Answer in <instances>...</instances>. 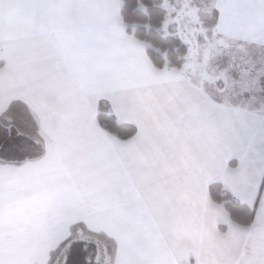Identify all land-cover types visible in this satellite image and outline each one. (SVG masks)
I'll return each mask as SVG.
<instances>
[{
	"label": "snow or ice",
	"instance_id": "1",
	"mask_svg": "<svg viewBox=\"0 0 264 264\" xmlns=\"http://www.w3.org/2000/svg\"><path fill=\"white\" fill-rule=\"evenodd\" d=\"M121 3L0 0V264H264V0H163L162 69Z\"/></svg>",
	"mask_w": 264,
	"mask_h": 264
},
{
	"label": "trees",
	"instance_id": "2",
	"mask_svg": "<svg viewBox=\"0 0 264 264\" xmlns=\"http://www.w3.org/2000/svg\"><path fill=\"white\" fill-rule=\"evenodd\" d=\"M141 3L145 7H141ZM146 9V10H145ZM166 15L161 0H123L121 17L127 31L138 40L147 42V54L157 68L169 66L181 67L188 51L187 45L177 36L165 35L160 29ZM220 183L209 186L211 198L224 202L232 219L247 222L252 218V210L246 203L233 197L230 193L221 194ZM223 229L224 227L221 226Z\"/></svg>",
	"mask_w": 264,
	"mask_h": 264
},
{
	"label": "crops",
	"instance_id": "3",
	"mask_svg": "<svg viewBox=\"0 0 264 264\" xmlns=\"http://www.w3.org/2000/svg\"><path fill=\"white\" fill-rule=\"evenodd\" d=\"M162 1V5H163V0H161ZM122 2H123V0H122ZM170 2L171 3H174L175 4V2H176V0H170ZM194 3H197L196 2V0H194ZM121 7H122V3H121V6H120V9H119V11H120V15H121ZM164 7V6H163ZM164 9H165V11H166V14H167V9L164 7ZM166 16V15H165ZM171 32H176V27H175V25H171ZM169 33V34H173V33ZM125 33L127 34V35H130V36H133V34H131V33H129L128 31H127V28H126V26H125ZM177 33V32H176ZM179 36V35H178ZM134 37V36H133ZM134 38H136V37H134ZM137 39V38H136ZM180 39H181V37H180ZM182 40V39H181ZM183 41V40H182ZM184 42V41H183ZM185 43V42H184ZM186 44V43H185ZM187 45V44H186ZM187 47H188V45H187ZM145 54L148 56V54H147V46H146V48H145ZM148 58H149V56H148ZM149 60L151 61V59L149 58ZM152 62V61H151ZM153 64V63H152ZM153 66H155L154 64H153ZM156 67V66H155ZM160 69H162V68H160ZM238 164H239V158H238V156H233V157H231L230 158V160H229V165L231 166V167H236V166H238ZM213 183H220L222 186H223V181L222 180H220V179H214V180H212V181H210L209 182V186L211 185V184H213ZM209 195H210V192H209ZM211 197V196H210ZM237 199V198H236ZM239 200V199H238ZM241 202H243V203H246L245 201H242V200H240ZM247 204V203H246ZM221 226L222 227H224L223 229L221 228ZM218 228L221 230V231H225V230H227V224L225 223V222H223V221H220V222H218Z\"/></svg>",
	"mask_w": 264,
	"mask_h": 264
},
{
	"label": "rangeland",
	"instance_id": "4",
	"mask_svg": "<svg viewBox=\"0 0 264 264\" xmlns=\"http://www.w3.org/2000/svg\"><path fill=\"white\" fill-rule=\"evenodd\" d=\"M196 2L197 3H199V0H196ZM162 7H163V5H162ZM164 8V7H163ZM163 25V24H162ZM171 25H169V27H168V29L167 30H165L164 28H163V26L161 27V29H160V31L163 33V34H165V35H168L170 32H171ZM171 33H173L172 35H174V36H177V37H179L180 38V36H178V34L176 33V32H171Z\"/></svg>",
	"mask_w": 264,
	"mask_h": 264
}]
</instances>
